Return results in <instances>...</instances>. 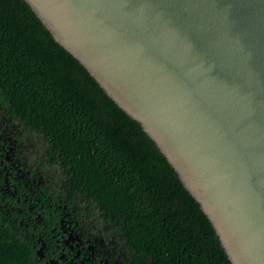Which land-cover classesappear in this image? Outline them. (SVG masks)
I'll return each instance as SVG.
<instances>
[{"label":"water","instance_id":"obj_1","mask_svg":"<svg viewBox=\"0 0 264 264\" xmlns=\"http://www.w3.org/2000/svg\"><path fill=\"white\" fill-rule=\"evenodd\" d=\"M136 120L231 264H264V0H25Z\"/></svg>","mask_w":264,"mask_h":264},{"label":"trees","instance_id":"obj_2","mask_svg":"<svg viewBox=\"0 0 264 264\" xmlns=\"http://www.w3.org/2000/svg\"><path fill=\"white\" fill-rule=\"evenodd\" d=\"M2 116L32 144L40 165L55 173L53 206L65 204L85 223L97 250L84 264H231L210 220L155 142L25 0H0ZM2 192L0 264H42L31 247L39 235L24 237ZM11 203L16 209L14 198ZM43 224L49 236L54 220Z\"/></svg>","mask_w":264,"mask_h":264},{"label":"flooded vegetation","instance_id":"obj_3","mask_svg":"<svg viewBox=\"0 0 264 264\" xmlns=\"http://www.w3.org/2000/svg\"><path fill=\"white\" fill-rule=\"evenodd\" d=\"M6 120L9 118L0 117V188L7 191L1 196H7L4 204L10 206V211H15L12 216L23 225L21 233L24 237L28 238L29 232L39 235L38 246L31 243L35 257L42 264L92 262L97 246L86 237L85 223L66 210L65 204L63 207L60 204L53 206L57 203L54 193L58 190L55 173H49V168L40 165L32 152L27 153L25 140L18 138V133L5 124ZM13 198L16 209L11 203ZM45 211L47 215L43 213ZM46 219L54 220L49 236L42 234L41 230Z\"/></svg>","mask_w":264,"mask_h":264},{"label":"rangeland","instance_id":"obj_4","mask_svg":"<svg viewBox=\"0 0 264 264\" xmlns=\"http://www.w3.org/2000/svg\"><path fill=\"white\" fill-rule=\"evenodd\" d=\"M11 128L12 129L15 128V125H11ZM26 145H29V146H27L28 149L26 148V150H27V153L30 154V152H32V150H30L32 148V144L29 143V144H26ZM26 157L29 158L30 155H27Z\"/></svg>","mask_w":264,"mask_h":264}]
</instances>
